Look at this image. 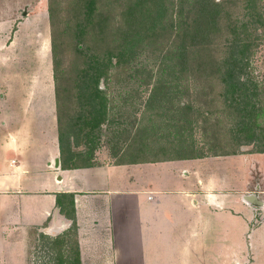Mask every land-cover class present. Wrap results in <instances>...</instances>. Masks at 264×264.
Segmentation results:
<instances>
[{
  "label": "crops",
  "instance_id": "obj_1",
  "mask_svg": "<svg viewBox=\"0 0 264 264\" xmlns=\"http://www.w3.org/2000/svg\"><path fill=\"white\" fill-rule=\"evenodd\" d=\"M26 70L0 73V264L26 233L71 228L58 199L81 264H264V153L62 169L53 67Z\"/></svg>",
  "mask_w": 264,
  "mask_h": 264
},
{
  "label": "rangeland",
  "instance_id": "obj_2",
  "mask_svg": "<svg viewBox=\"0 0 264 264\" xmlns=\"http://www.w3.org/2000/svg\"><path fill=\"white\" fill-rule=\"evenodd\" d=\"M131 2L96 0L88 24L84 20V0H0V73L7 63H19L26 66L31 84L35 74L40 76V71L35 72L39 65L46 67L51 77L53 46L59 98L64 99L60 109L66 123L78 113L74 85L85 63L92 56L102 58L117 53L134 29L144 27L147 6L131 20ZM235 12L243 22L242 7L237 6ZM253 15L264 21V0H259ZM5 44L13 54L5 52ZM188 48L189 52L185 49L179 53L166 29L139 43L132 56L112 61L99 80L106 96L107 116L89 139L90 157L81 141L76 150L82 155L78 164L230 155L242 149L264 148V34L243 76L255 95L258 110L250 130L252 146L238 147L239 140L234 136L238 119L231 117L222 104L219 83L211 70L204 68L205 60L194 61L196 49ZM210 57H219L217 49ZM40 233L43 232L32 230L21 239V262L5 260L4 264L47 262ZM66 234L65 249L70 252L75 237L71 230ZM45 235L53 238L58 234Z\"/></svg>",
  "mask_w": 264,
  "mask_h": 264
},
{
  "label": "trees",
  "instance_id": "obj_3",
  "mask_svg": "<svg viewBox=\"0 0 264 264\" xmlns=\"http://www.w3.org/2000/svg\"><path fill=\"white\" fill-rule=\"evenodd\" d=\"M258 3L259 0H169L168 2L167 0H132L128 7L131 20L137 16L140 8L147 6L144 27L134 29L129 38L127 37V42H124V47L117 53L102 58L92 56L85 63L86 66L77 76L74 85L76 90L74 99L78 113L72 118L69 117L66 123H63L60 109L64 99L59 98L55 49L51 46L61 168L92 165L78 164L77 161L82 155L76 150L81 141H84L87 146L85 154L91 156L92 146L89 139L106 119V96L99 86V80L103 74H106L112 61L119 62L124 56H132L139 43L146 38L161 34L166 29H169L173 36L174 47L179 53L185 49L186 53L189 52V45L192 49H196L194 61L205 60L204 68L210 69L219 83L222 104L231 117L238 119L234 125L236 132L234 136L239 140L238 147L252 146L254 139L250 137V130L253 128V119L258 110L253 100L255 95L251 93V87L243 76H246L248 60L258 46V40L264 34V21L253 15ZM95 4L96 0H84V20L87 19L88 24L93 17ZM237 6L245 11L243 22L236 17ZM168 12H170L169 16ZM216 49L219 57L214 59L210 56ZM250 152L264 153V148ZM57 204L60 212L72 220L69 230L73 231L75 237L76 226L72 207L65 209L59 199ZM70 206H72V197ZM67 231L53 238L43 233L39 234L40 239L44 241L42 248L46 250L48 258L44 264H81L76 239L70 252L65 249ZM35 264L40 263L35 260Z\"/></svg>",
  "mask_w": 264,
  "mask_h": 264
},
{
  "label": "water",
  "instance_id": "obj_4",
  "mask_svg": "<svg viewBox=\"0 0 264 264\" xmlns=\"http://www.w3.org/2000/svg\"><path fill=\"white\" fill-rule=\"evenodd\" d=\"M55 165L58 166V159L55 160ZM246 200L254 205H260V202L256 200V197L254 195H248L246 197Z\"/></svg>",
  "mask_w": 264,
  "mask_h": 264
}]
</instances>
